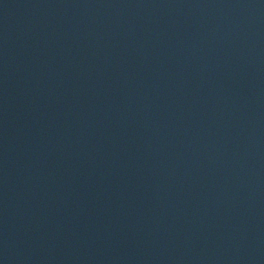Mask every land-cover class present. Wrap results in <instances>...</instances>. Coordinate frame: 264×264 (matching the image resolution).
<instances>
[{
  "label": "water",
  "instance_id": "95a60500",
  "mask_svg": "<svg viewBox=\"0 0 264 264\" xmlns=\"http://www.w3.org/2000/svg\"><path fill=\"white\" fill-rule=\"evenodd\" d=\"M0 264H264V0H0Z\"/></svg>",
  "mask_w": 264,
  "mask_h": 264
}]
</instances>
